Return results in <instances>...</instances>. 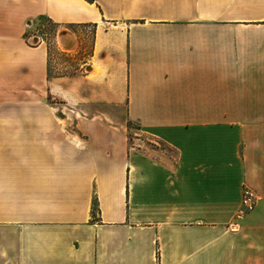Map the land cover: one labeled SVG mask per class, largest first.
<instances>
[{
  "label": "crops",
  "instance_id": "1",
  "mask_svg": "<svg viewBox=\"0 0 264 264\" xmlns=\"http://www.w3.org/2000/svg\"><path fill=\"white\" fill-rule=\"evenodd\" d=\"M29 22L89 52L49 77ZM13 89L0 264H264V0H0V104Z\"/></svg>",
  "mask_w": 264,
  "mask_h": 264
},
{
  "label": "rangeland",
  "instance_id": "2",
  "mask_svg": "<svg viewBox=\"0 0 264 264\" xmlns=\"http://www.w3.org/2000/svg\"><path fill=\"white\" fill-rule=\"evenodd\" d=\"M26 32H25V41L29 46H34L37 44L45 45L47 49V57H48V71L47 76H53V75H62L67 74L69 72H73L75 69V66L77 67L78 64L83 60L84 56L89 52V48L91 45V33L86 34V44L83 46V48L79 49L77 52H73L76 48V42L73 48L64 49L61 48V46L58 43L57 40V32L60 29L65 28H59L57 26H48L43 29V31L38 30V26H33L31 22H29L26 26ZM38 31V35L40 33L45 32L46 35L43 36V42H38L36 38V33ZM37 42V43H36ZM73 52V53H71ZM29 95L35 96V93H30ZM6 97H11L9 101H6L4 104H0V112H11V113H19L22 111V106L19 104V100L21 97L26 96V93L19 89H13L7 92L5 95ZM47 103L43 106V111H54V112H67V108L62 105L58 104L56 100L50 99L48 97ZM25 110V108H24ZM30 111V110H28ZM31 111H36V107H32ZM138 133L135 130V126L133 127L130 125V127H127V141L130 143H134L136 148L142 147H148V148H157L152 147L149 145L148 139L149 136L144 134H135ZM139 145V147H137Z\"/></svg>",
  "mask_w": 264,
  "mask_h": 264
},
{
  "label": "built area",
  "instance_id": "3",
  "mask_svg": "<svg viewBox=\"0 0 264 264\" xmlns=\"http://www.w3.org/2000/svg\"><path fill=\"white\" fill-rule=\"evenodd\" d=\"M41 34L42 33L38 35V31L35 34L38 42H43V38L41 37L42 36ZM135 134L139 135L140 133L138 132ZM147 139L149 145H151L152 147L159 148L162 145L158 140H156L153 137H149ZM130 147H136V146L135 144L130 143ZM137 147H139V145H137ZM139 148H141V146ZM255 199H256L255 193L250 188L244 187L241 192V201H240L242 210L246 212L252 210L255 204Z\"/></svg>",
  "mask_w": 264,
  "mask_h": 264
},
{
  "label": "water",
  "instance_id": "4",
  "mask_svg": "<svg viewBox=\"0 0 264 264\" xmlns=\"http://www.w3.org/2000/svg\"><path fill=\"white\" fill-rule=\"evenodd\" d=\"M57 40H58V43L61 46V48H64V49L73 48L75 45V39H74L71 31H69L67 29H60L57 32ZM70 40H73L74 42L71 45L66 46L65 42L70 41Z\"/></svg>",
  "mask_w": 264,
  "mask_h": 264
},
{
  "label": "bare ground",
  "instance_id": "5",
  "mask_svg": "<svg viewBox=\"0 0 264 264\" xmlns=\"http://www.w3.org/2000/svg\"><path fill=\"white\" fill-rule=\"evenodd\" d=\"M73 42H74L73 40H70V41L65 42V44H66V46H69V45H71Z\"/></svg>",
  "mask_w": 264,
  "mask_h": 264
}]
</instances>
